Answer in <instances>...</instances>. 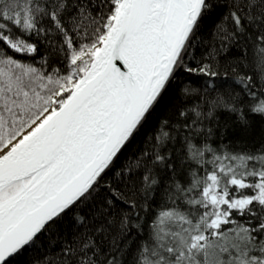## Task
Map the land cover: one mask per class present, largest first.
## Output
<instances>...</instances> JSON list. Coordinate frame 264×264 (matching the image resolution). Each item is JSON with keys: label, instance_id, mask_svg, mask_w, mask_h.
<instances>
[{"label": "snow or ice", "instance_id": "snow-or-ice-1", "mask_svg": "<svg viewBox=\"0 0 264 264\" xmlns=\"http://www.w3.org/2000/svg\"><path fill=\"white\" fill-rule=\"evenodd\" d=\"M0 264H264V0H0Z\"/></svg>", "mask_w": 264, "mask_h": 264}]
</instances>
